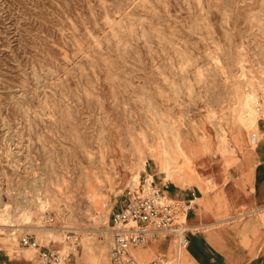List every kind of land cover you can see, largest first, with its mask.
<instances>
[{
  "label": "rangeland",
  "instance_id": "1",
  "mask_svg": "<svg viewBox=\"0 0 264 264\" xmlns=\"http://www.w3.org/2000/svg\"><path fill=\"white\" fill-rule=\"evenodd\" d=\"M251 81L260 100L264 0H0L7 246L37 264L20 244L31 234L64 264H110L112 215L128 182L148 178L143 160L175 195L153 156L200 193L258 151L259 124L243 130L240 118ZM150 245L144 262L157 257Z\"/></svg>",
  "mask_w": 264,
  "mask_h": 264
},
{
  "label": "crops",
  "instance_id": "2",
  "mask_svg": "<svg viewBox=\"0 0 264 264\" xmlns=\"http://www.w3.org/2000/svg\"><path fill=\"white\" fill-rule=\"evenodd\" d=\"M257 128L262 134L258 151H252L250 160H243L228 169L227 173L219 171L220 175L213 177L218 183L216 188L200 193L196 188V195V191L190 193L178 188L176 183L167 182L177 192L172 197L194 199V206L187 219L189 244L177 261L176 244L169 240L173 237H153L143 245L145 254L147 247L152 244L155 250L152 253L157 255L156 258L168 260V264L171 256V262L175 264H264L263 120L260 119ZM119 208L120 204L116 210ZM6 238L0 235V264H34L33 258L25 252L12 251L7 246ZM47 247L56 248L41 245L42 249ZM139 250V247L134 249V253L144 262L139 256ZM157 264L165 263L161 261Z\"/></svg>",
  "mask_w": 264,
  "mask_h": 264
},
{
  "label": "built area",
  "instance_id": "3",
  "mask_svg": "<svg viewBox=\"0 0 264 264\" xmlns=\"http://www.w3.org/2000/svg\"><path fill=\"white\" fill-rule=\"evenodd\" d=\"M256 110L264 121V97L256 104ZM257 139V134L252 135ZM120 208L115 210L110 226L112 242L109 251L110 264H157L168 260L155 258L142 262L134 249L145 244L151 237L172 236L177 247L176 260L189 244L187 219L194 206V201L172 197L167 190L147 179H131L123 197ZM20 244L38 250L37 264H64L67 255L56 248H41L37 238L31 234L20 237Z\"/></svg>",
  "mask_w": 264,
  "mask_h": 264
},
{
  "label": "bare ground",
  "instance_id": "4",
  "mask_svg": "<svg viewBox=\"0 0 264 264\" xmlns=\"http://www.w3.org/2000/svg\"><path fill=\"white\" fill-rule=\"evenodd\" d=\"M248 86H249L248 90L245 92V94L242 98V102H241L242 115L240 116V118H241V125H242L241 127L243 130L244 129L248 130L251 126L260 124L259 123L260 119L258 118V113L256 110V104L259 101V97H260V95H259L260 94V92H259L260 86L257 87V84L252 82V81L248 83ZM251 133H252V135L254 134L253 132H251ZM180 152H181V156L183 157V159L185 161H188V162L192 161L190 155L181 146H180ZM164 158L165 157H163L161 153L158 155H155V157L153 156L154 161L159 166L160 172L165 173V176L163 177L164 182H167V181H169V177H171L170 162ZM147 165H148L147 161L143 160L141 167H142L143 171L146 172L148 178H150V179L147 178V180L152 181V182H156L153 178L154 177L153 172L148 169ZM177 166H179V165H177ZM182 167L183 166L179 167L180 169H178L177 171L181 170ZM190 168L192 169L194 174L197 173L196 169L193 166H190ZM187 169H189V168L187 167ZM188 171H190V170H188ZM192 200L194 201V199H192ZM152 238L153 237H151V239ZM161 238L169 239V237H166L164 235L160 236V237H155V239H161ZM169 240L173 241V243L176 244L174 238H172V239L170 238ZM149 246H151V245H149ZM152 248H154L153 245H152ZM99 258H100V254L94 255V257H93V259H99Z\"/></svg>",
  "mask_w": 264,
  "mask_h": 264
}]
</instances>
